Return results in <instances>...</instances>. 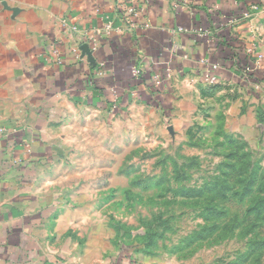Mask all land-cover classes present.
Here are the masks:
<instances>
[{
  "label": "crops",
  "instance_id": "1",
  "mask_svg": "<svg viewBox=\"0 0 264 264\" xmlns=\"http://www.w3.org/2000/svg\"><path fill=\"white\" fill-rule=\"evenodd\" d=\"M129 1L0 0V264H77V201L92 199L93 169L107 180L126 142L155 149L211 127L264 146V59L256 67L245 52L254 40L264 54V0H238L258 5L235 25L237 0H135L131 27L115 10ZM92 39L76 58L71 48ZM210 63L219 85L205 83ZM168 66L174 76L155 87L151 74Z\"/></svg>",
  "mask_w": 264,
  "mask_h": 264
},
{
  "label": "rangeland",
  "instance_id": "2",
  "mask_svg": "<svg viewBox=\"0 0 264 264\" xmlns=\"http://www.w3.org/2000/svg\"><path fill=\"white\" fill-rule=\"evenodd\" d=\"M231 139L209 127L126 142L77 201V264H264V146Z\"/></svg>",
  "mask_w": 264,
  "mask_h": 264
},
{
  "label": "built area",
  "instance_id": "3",
  "mask_svg": "<svg viewBox=\"0 0 264 264\" xmlns=\"http://www.w3.org/2000/svg\"><path fill=\"white\" fill-rule=\"evenodd\" d=\"M135 0H130L129 3L123 5H117L115 7L116 11H119L122 15L123 21L125 24L128 26H133L134 25V19L138 15V8L133 3ZM237 4H240L238 0L236 1ZM253 4L249 5L243 9H241L238 13L231 15L230 17L227 18V22L230 25H235L238 22L245 21V20H250L252 16V8ZM73 28H76L75 26ZM184 28L180 27L178 28V31H183ZM104 33L108 35L114 30L113 22L112 20L106 16V21L104 23ZM250 36L255 35L254 30L251 28L250 30ZM209 35V34H208ZM207 35V36H208ZM92 42H89L87 40V43H81L77 47H72L71 51L74 54L76 58L83 59V57H87L96 49V42L95 39L91 40ZM245 52L247 56L250 57L251 62L257 67L261 61L264 59V54L257 48L256 42L253 40L249 42V44L245 47ZM52 57H54L58 62L60 61L59 57V51L58 49H53L52 50ZM217 69H218V64L217 63H210L206 66L205 70V83L208 85H219L222 83L221 77L217 74ZM130 75L133 79H139L142 74H143V69L139 63L132 64L130 67ZM175 74V69L172 67H167L164 69L163 74L160 72H153L151 74V80L152 83L154 84L155 87L159 86L161 83V80L163 78L165 79H171ZM110 94H111V103L113 104L112 106L114 107L119 103V92L116 87H112L110 89Z\"/></svg>",
  "mask_w": 264,
  "mask_h": 264
},
{
  "label": "trees",
  "instance_id": "4",
  "mask_svg": "<svg viewBox=\"0 0 264 264\" xmlns=\"http://www.w3.org/2000/svg\"><path fill=\"white\" fill-rule=\"evenodd\" d=\"M249 5H251V4H248V3L245 2V1H241V2H240V5H239V9L237 10L236 13H238L241 9H243V8L249 6ZM236 13H235V14H236Z\"/></svg>",
  "mask_w": 264,
  "mask_h": 264
}]
</instances>
